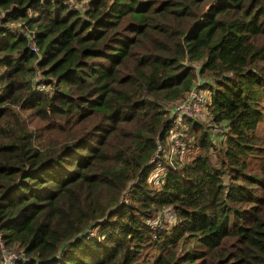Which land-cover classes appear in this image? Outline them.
<instances>
[{"label":"trees","instance_id":"1","mask_svg":"<svg viewBox=\"0 0 264 264\" xmlns=\"http://www.w3.org/2000/svg\"><path fill=\"white\" fill-rule=\"evenodd\" d=\"M191 90L203 116L176 121ZM0 241L13 264H264V0H0Z\"/></svg>","mask_w":264,"mask_h":264},{"label":"built area","instance_id":"2","mask_svg":"<svg viewBox=\"0 0 264 264\" xmlns=\"http://www.w3.org/2000/svg\"><path fill=\"white\" fill-rule=\"evenodd\" d=\"M68 2H71L72 0H67ZM208 102V93L203 91H197V90H191L188 92V94L183 98V100L179 103H177L173 108V111L176 114H181L183 116L187 117H193V118H200L205 109ZM170 143L172 146V149L170 150V154L174 153L175 149L178 148V142L175 139V137L170 138ZM156 151L158 153L161 152V147L159 145L156 146ZM157 155L154 156V161L157 160ZM155 171L159 172L161 169L159 168V164H156ZM156 175V172H154V176ZM164 216L167 219H171V213L169 211L164 212ZM0 251H1V263L0 264H13L16 260H18V254L15 251H5L2 247L1 241H0Z\"/></svg>","mask_w":264,"mask_h":264},{"label":"rangeland","instance_id":"3","mask_svg":"<svg viewBox=\"0 0 264 264\" xmlns=\"http://www.w3.org/2000/svg\"><path fill=\"white\" fill-rule=\"evenodd\" d=\"M202 116H203V115H202ZM202 116H201V117H202ZM180 118H181V114H177L176 121H179ZM201 122H206V121H205V120H202ZM203 124H205L206 126L209 125V124H207V123H203ZM209 127H210V128L208 129L209 132H215V131H216V127H214V126H210V125H209ZM165 148H166L165 151H167L168 148H167V147H165ZM154 172L157 173V170H156V171L154 170ZM160 173H161V171H160ZM160 173H159V174H160ZM156 176H157V175H156Z\"/></svg>","mask_w":264,"mask_h":264}]
</instances>
